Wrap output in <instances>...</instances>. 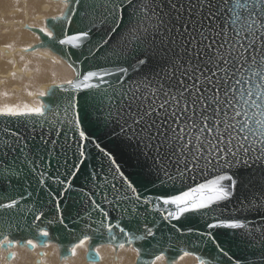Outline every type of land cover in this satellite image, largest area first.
I'll return each instance as SVG.
<instances>
[{
	"label": "water",
	"instance_id": "95a60500",
	"mask_svg": "<svg viewBox=\"0 0 264 264\" xmlns=\"http://www.w3.org/2000/svg\"><path fill=\"white\" fill-rule=\"evenodd\" d=\"M137 3L69 0L66 17L48 20L53 37L34 29L41 39L38 48L63 58L76 77L47 92L43 115H0V204L18 201L13 209H0V241L50 242L65 257L88 237L91 248L133 247L138 264H154L161 256L172 264L184 254L197 264H264L261 145L244 153L234 140L235 157L225 150L223 157L205 153L199 161L185 160L169 148L157 150L158 142L146 147L118 111L124 104L117 93L137 86L150 92L165 82L163 52L155 54L162 47L159 37L155 50L125 45ZM156 4L168 11L167 0ZM85 32L78 46L60 43ZM89 72L99 75L85 81ZM221 175L235 181V187L222 182L230 191L227 199L179 219L169 215L177 209L165 199ZM231 223L244 227H226ZM87 259L100 260L93 249Z\"/></svg>",
	"mask_w": 264,
	"mask_h": 264
},
{
	"label": "snow or ice",
	"instance_id": "6c2138e0",
	"mask_svg": "<svg viewBox=\"0 0 264 264\" xmlns=\"http://www.w3.org/2000/svg\"><path fill=\"white\" fill-rule=\"evenodd\" d=\"M133 7L135 23L128 29L125 45L155 50L159 37L162 47L155 54L163 52L167 64L162 70L165 82L152 91H141L137 86L117 93L118 103L124 104L118 111L127 117L125 123L133 135L146 147L155 141L157 150L169 148L185 160L199 161L205 153L223 157L225 150L235 157L237 151L255 150L252 145L257 143L264 155V0H167V12L156 0H138ZM82 37L87 33L60 43L78 46ZM138 63L146 61L140 59ZM119 71L126 73L127 69ZM97 75L89 72L84 79ZM29 114L43 115V109H0V115ZM234 140L239 144L237 151L230 147ZM225 180L235 187L231 176L221 175L163 203L175 205L177 213L169 215L179 219L185 212L227 199L230 191L222 185ZM17 203L13 199L0 204V209H13ZM226 227L244 225L231 223ZM40 235L48 236V232L41 231ZM88 239L85 237L78 246ZM3 243L10 245L12 241L4 237ZM75 251L73 248V254Z\"/></svg>",
	"mask_w": 264,
	"mask_h": 264
},
{
	"label": "bare ground",
	"instance_id": "6f19581e",
	"mask_svg": "<svg viewBox=\"0 0 264 264\" xmlns=\"http://www.w3.org/2000/svg\"><path fill=\"white\" fill-rule=\"evenodd\" d=\"M19 1L23 6L20 7L17 0H0V109L12 107L23 110L27 106L42 108L44 112L47 105L42 99L47 92L55 86L69 84L75 79L76 72L74 71V77L73 68L63 58L48 49L38 48L41 39L34 29L46 36L47 32H51L52 35L48 36L50 38L55 35L48 26V20L53 19L50 14V19H41L46 6L41 3L43 0H29L28 3L26 0ZM55 1L59 3L53 10L47 5L52 17L66 16L68 4L66 6L63 0ZM8 240L12 241L10 245L0 241V264H60L61 261L67 264L64 260H68L70 264H116L117 260H122L123 264H138L139 259L138 252L133 247L117 248L113 244H106L91 248L89 239L83 246H78L80 242L70 247L65 257L54 243L40 244L31 240L32 243L29 244V240ZM73 248L76 249L75 254L72 252ZM91 249L98 254L99 262L88 261ZM119 254L122 259H118ZM154 264H167L166 257H159ZM172 264L197 262L193 256L184 254Z\"/></svg>",
	"mask_w": 264,
	"mask_h": 264
},
{
	"label": "rangeland",
	"instance_id": "374dc122",
	"mask_svg": "<svg viewBox=\"0 0 264 264\" xmlns=\"http://www.w3.org/2000/svg\"><path fill=\"white\" fill-rule=\"evenodd\" d=\"M18 2H19V4H20V7L21 6H23V4L22 3H20V1L19 0H17ZM27 1V3L29 2V0H26ZM41 1V0H40ZM64 1V4L67 6V4H68V1L69 0H63ZM41 3H43V4H45L46 6H45V9L42 11V14H41V19H43L42 17H44L45 19H50V16H51V18H54V17H52L53 15H51V10H53L54 9V6L55 5H57L59 2L58 1H55V0H43ZM52 4V5H51ZM47 5H49L50 7H51V10L49 9L50 7L49 6H47ZM53 6V7H52ZM49 7V8H48ZM67 8H68V6H67ZM68 10V9H67ZM39 13H40V11H39ZM67 13V12H66ZM65 13V14H66ZM49 14H50V16H49ZM47 15V16H46ZM67 15V14H66ZM47 17V18H46ZM63 17V16H62ZM64 17H66L65 15H64ZM63 17V18H64ZM56 18V17H55ZM61 19V18H60ZM59 19V20H60ZM72 71H73V75H74V77H75V74H74V71H75V69L73 70L72 69ZM76 72V71H75ZM73 77V78H74ZM71 83V82H70ZM35 106V105H34ZM36 107V106H35ZM122 252H123V250H121ZM122 252H120L119 251V253L121 254ZM119 254V255H120ZM7 256H8V254H7ZM118 259H122V257H121V255H120V258L118 257ZM194 259L196 260V258L194 257ZM59 261V260H58ZM64 261H67V264H70V263H68L69 261L68 260H64ZM196 262H197V260H196ZM117 263H121V264H123V262H122V260H117V262H116V264ZM60 264H63V261H61V263Z\"/></svg>",
	"mask_w": 264,
	"mask_h": 264
}]
</instances>
